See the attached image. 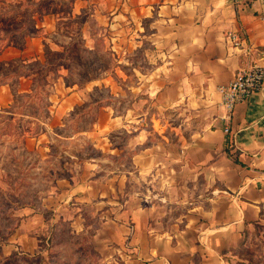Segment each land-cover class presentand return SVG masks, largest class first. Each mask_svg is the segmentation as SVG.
Listing matches in <instances>:
<instances>
[{
	"label": "crops",
	"instance_id": "obj_1",
	"mask_svg": "<svg viewBox=\"0 0 264 264\" xmlns=\"http://www.w3.org/2000/svg\"><path fill=\"white\" fill-rule=\"evenodd\" d=\"M69 17H84V33L91 21L106 27L122 50L137 39L152 68L139 71L137 108L121 113L88 106L97 101L96 79L66 83L63 68L53 80L51 127L96 112L83 159L70 154L57 179L59 204L77 212L78 230L91 227L84 212L96 218L91 242L101 264H229L264 228V86L236 106L232 136L219 86L264 57L234 49L225 34L264 48V0H71ZM60 18L45 16L37 27L55 30ZM40 34L0 49L8 70L0 75V110L15 94L35 93L46 59ZM21 58L14 69L10 61ZM80 107L89 110L79 115ZM116 132L128 134L121 145ZM31 139V148H55Z\"/></svg>",
	"mask_w": 264,
	"mask_h": 264
},
{
	"label": "rangeland",
	"instance_id": "obj_2",
	"mask_svg": "<svg viewBox=\"0 0 264 264\" xmlns=\"http://www.w3.org/2000/svg\"><path fill=\"white\" fill-rule=\"evenodd\" d=\"M70 10L71 0L0 1V49L8 45L22 48L40 30L46 58L38 68L37 93L15 94L10 107L0 110V264H101L91 242L96 218L84 212L83 222L91 227L78 230L73 224L77 212L59 204L57 180L74 160L70 154L77 161L83 159L88 147L84 131L96 112L90 108L89 114L77 117L73 113L67 126L51 127L49 94L53 80L65 68L69 71L66 83L98 80L93 92L96 106L108 104L121 113L128 107L137 108L139 71L147 72L152 66L146 51L135 46L137 39L122 50L108 37L106 27L93 21L89 22L90 33H84V17L71 18ZM54 15L61 17L55 30L44 32L37 27L45 16ZM144 44L150 48L148 41ZM23 63L22 58L10 61L14 69ZM7 71L0 64V75ZM38 136L43 144L52 141L55 148L27 146ZM111 137L121 145L128 134L116 132ZM237 254L229 264H264V228Z\"/></svg>",
	"mask_w": 264,
	"mask_h": 264
},
{
	"label": "built area",
	"instance_id": "obj_3",
	"mask_svg": "<svg viewBox=\"0 0 264 264\" xmlns=\"http://www.w3.org/2000/svg\"><path fill=\"white\" fill-rule=\"evenodd\" d=\"M236 5H241L248 0H233ZM225 38L234 49L244 51L247 55L256 53L264 57V48H258L253 45H246L244 38L239 32H227ZM264 86V65L259 61L251 62L248 67L238 71L235 78L219 86V92L222 97V105L226 109V119L228 124L225 131L232 136L230 122L232 120L235 108L238 104L248 101L251 96L260 91Z\"/></svg>",
	"mask_w": 264,
	"mask_h": 264
},
{
	"label": "trees",
	"instance_id": "obj_4",
	"mask_svg": "<svg viewBox=\"0 0 264 264\" xmlns=\"http://www.w3.org/2000/svg\"><path fill=\"white\" fill-rule=\"evenodd\" d=\"M9 71H10V70H9ZM42 71H43V74H45V75L47 74V71H46L45 68H44ZM37 86H38V85H37ZM37 86H36V88H35V91L38 89ZM97 102H98V101H96V103H90L88 106H89V107L92 106V105H93V106H96V104H98ZM79 109H80V111L78 112L79 115H80V113L85 112V111L87 110V109H85L84 107H80Z\"/></svg>",
	"mask_w": 264,
	"mask_h": 264
}]
</instances>
